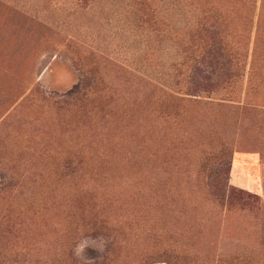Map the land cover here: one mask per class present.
Instances as JSON below:
<instances>
[{"label": "rangeland", "instance_id": "374dc122", "mask_svg": "<svg viewBox=\"0 0 264 264\" xmlns=\"http://www.w3.org/2000/svg\"><path fill=\"white\" fill-rule=\"evenodd\" d=\"M205 4L0 0V264H264V0Z\"/></svg>", "mask_w": 264, "mask_h": 264}, {"label": "trees", "instance_id": "16d2710c", "mask_svg": "<svg viewBox=\"0 0 264 264\" xmlns=\"http://www.w3.org/2000/svg\"><path fill=\"white\" fill-rule=\"evenodd\" d=\"M212 1L213 0H203V2L206 3V4L205 5H201L202 8H200V9H202V13L204 15H208V16H211L212 18H214V17H217L219 15L218 13H220V11H219L220 8H219V5H213V4L211 5V4H209V3H212ZM212 27L216 28L220 32L219 33H215L216 41H214L212 46L209 47V48L212 49V50H224L226 46L224 44L223 38H221V34L224 33V30L219 25H213L212 24ZM224 77H226L228 79H233L235 77V73H230V74H227L226 76L224 75ZM212 78H219V76L218 75L215 76V74H212L211 79ZM78 91H79V87L76 86L73 90H71L70 92L65 94L63 96V98H68V99L69 98H73L75 95L78 94ZM223 195H224V190L221 189L219 191L218 196L220 198H222Z\"/></svg>", "mask_w": 264, "mask_h": 264}]
</instances>
